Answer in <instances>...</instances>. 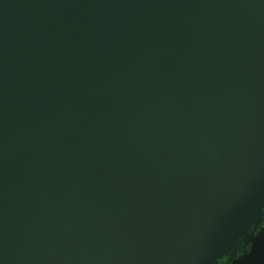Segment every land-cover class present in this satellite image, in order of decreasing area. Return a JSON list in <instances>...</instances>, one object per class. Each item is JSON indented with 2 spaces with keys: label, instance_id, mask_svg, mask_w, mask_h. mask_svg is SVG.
<instances>
[{
  "label": "water",
  "instance_id": "obj_1",
  "mask_svg": "<svg viewBox=\"0 0 264 264\" xmlns=\"http://www.w3.org/2000/svg\"><path fill=\"white\" fill-rule=\"evenodd\" d=\"M262 196L264 0H0V264H212Z\"/></svg>",
  "mask_w": 264,
  "mask_h": 264
},
{
  "label": "flooded vegetation",
  "instance_id": "obj_2",
  "mask_svg": "<svg viewBox=\"0 0 264 264\" xmlns=\"http://www.w3.org/2000/svg\"><path fill=\"white\" fill-rule=\"evenodd\" d=\"M263 221H264V217H263V220L261 222V225L256 228L255 232L254 233L251 232L252 237H250L248 241L244 240L240 249H238L234 255L226 254V255L222 256V258L218 259L221 261V264H231L235 259H240V257L242 255L246 254L249 251V244H250L251 240L253 239V236H255L256 233L259 231L264 232L262 230Z\"/></svg>",
  "mask_w": 264,
  "mask_h": 264
},
{
  "label": "bare ground",
  "instance_id": "obj_3",
  "mask_svg": "<svg viewBox=\"0 0 264 264\" xmlns=\"http://www.w3.org/2000/svg\"><path fill=\"white\" fill-rule=\"evenodd\" d=\"M258 201V210L256 211H253L251 214H250V228H251V232L254 233L255 232V221L257 219L258 216H262L263 214V211H264V196L262 197H259L257 199Z\"/></svg>",
  "mask_w": 264,
  "mask_h": 264
},
{
  "label": "rangeland",
  "instance_id": "obj_4",
  "mask_svg": "<svg viewBox=\"0 0 264 264\" xmlns=\"http://www.w3.org/2000/svg\"><path fill=\"white\" fill-rule=\"evenodd\" d=\"M263 215H264V211H263ZM263 217H264V216H262L260 222H258V226L261 225V222H262V220H263ZM250 237H252V235H251V229H249L248 232H246L242 237H240V238L234 243L232 249L228 252V254H230V255H234V254L236 253V251H237L238 249H240L241 245L243 244V241H244V240H247V241H248Z\"/></svg>",
  "mask_w": 264,
  "mask_h": 264
},
{
  "label": "trees",
  "instance_id": "obj_5",
  "mask_svg": "<svg viewBox=\"0 0 264 264\" xmlns=\"http://www.w3.org/2000/svg\"><path fill=\"white\" fill-rule=\"evenodd\" d=\"M262 230L264 231V221H263V227H262ZM212 264H221V261H220V260H216V261H214Z\"/></svg>",
  "mask_w": 264,
  "mask_h": 264
}]
</instances>
